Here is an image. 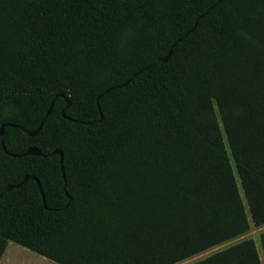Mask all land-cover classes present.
<instances>
[{"label":"trees","instance_id":"16d2710c","mask_svg":"<svg viewBox=\"0 0 264 264\" xmlns=\"http://www.w3.org/2000/svg\"><path fill=\"white\" fill-rule=\"evenodd\" d=\"M2 125L0 258L176 264L240 237L264 225V0H0ZM193 264L261 263L243 240Z\"/></svg>","mask_w":264,"mask_h":264},{"label":"rangeland","instance_id":"374dc122","mask_svg":"<svg viewBox=\"0 0 264 264\" xmlns=\"http://www.w3.org/2000/svg\"><path fill=\"white\" fill-rule=\"evenodd\" d=\"M264 232V225L259 226V227H254L252 225H250V228L248 230V232L240 237H237L235 239H232L228 242L222 243L218 246H215L211 249H208L200 254H197L195 256H192L186 260L180 261L176 264H193L197 261H200L216 252H219L221 250H224L234 244H237L243 240H252L255 244L256 247V251L258 253L259 259H260V263L264 264V258H263V254H262V250H261V246H260V241H259V237L261 235V233ZM5 255L8 257H18L19 259V263L16 264H55L53 262L50 261H46L48 263H45V261H42L43 259L41 257H37L39 255H36L35 253L20 247L12 242H9L7 244L6 250H5ZM29 258V259H28Z\"/></svg>","mask_w":264,"mask_h":264},{"label":"water","instance_id":"95a60500","mask_svg":"<svg viewBox=\"0 0 264 264\" xmlns=\"http://www.w3.org/2000/svg\"><path fill=\"white\" fill-rule=\"evenodd\" d=\"M170 54H171V49L169 50L168 54H167L164 58L157 59V60H156V63L165 62V61L167 60V58L170 56ZM144 69H146V68H144ZM135 75H136V74H134L132 77H134ZM118 87H119V86H118ZM114 88H117V87H114ZM114 88H110L109 90L114 89ZM109 90H107V91H109ZM57 97H63V95L60 94V95L56 96L55 98H57ZM99 97H100V96L97 97V99H96L97 101H98ZM55 98H54V99H55ZM52 104H53V101L51 102L49 108L47 109V111H46V113H45V115H44V118L50 113V111H51V107H52ZM68 106H69V103L66 101V106H65V108H67ZM65 108L61 111V116H62L63 118L65 117V116H64V110H65ZM44 118H43L42 121L40 122L38 128L35 129V130L32 131V132H28V131H26L25 129L20 128V127H18V126H14V127L20 129L24 134H27L28 136L33 137V136L36 135V133L38 132V130L41 128V125H42V123H43ZM99 120H101V115H100ZM76 122H79V121H76ZM80 123H81V122H80ZM4 126H5V125H2V126L0 127V137H1L2 148H3V150L5 151V148H4L3 143H2V134H3V127H4ZM56 153L59 154V156H60V158H59V164H60V166L62 167V156H61V152L56 151ZM7 154H8L9 156L13 157V158H15V157H23V156H43V157H46V156L42 155V153H41L40 151H38L37 149H35V148H28V149H27L22 155H19V156L14 155V154H10V153H7ZM28 179H32V180H34V181L36 182V185H37L38 189L40 190V185H39L38 181H37L35 178H33V177H24V178L22 179V181H21V184L24 183V182H26ZM19 186H20V184H18V185H16V186H6V188L4 189L3 192H8V191H10L11 189H13V188H17V187H19ZM40 193H41V190H40ZM41 194H42V193H41ZM42 201H43V204H44V198H43V196H42Z\"/></svg>","mask_w":264,"mask_h":264},{"label":"crops","instance_id":"0c3cea01","mask_svg":"<svg viewBox=\"0 0 264 264\" xmlns=\"http://www.w3.org/2000/svg\"><path fill=\"white\" fill-rule=\"evenodd\" d=\"M6 250V249H5ZM5 252V251H4ZM37 257H41V256H37ZM43 260L42 261H45V263H48L46 261L45 258L41 257ZM19 259L18 257H8L5 255V253H3L2 257L0 258V264H16V263H19ZM29 259V258H28Z\"/></svg>","mask_w":264,"mask_h":264}]
</instances>
